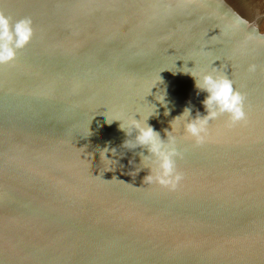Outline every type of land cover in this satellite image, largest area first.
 <instances>
[{"label": "water", "instance_id": "1", "mask_svg": "<svg viewBox=\"0 0 264 264\" xmlns=\"http://www.w3.org/2000/svg\"><path fill=\"white\" fill-rule=\"evenodd\" d=\"M0 11L34 28L0 65V264H264V0H0ZM186 71L229 75L248 120L210 122L202 145L174 122L173 191L143 181L146 150L124 148L108 120L149 116L164 138L185 107L205 114Z\"/></svg>", "mask_w": 264, "mask_h": 264}, {"label": "clouds", "instance_id": "2", "mask_svg": "<svg viewBox=\"0 0 264 264\" xmlns=\"http://www.w3.org/2000/svg\"><path fill=\"white\" fill-rule=\"evenodd\" d=\"M34 36L33 21L31 17H22L15 22L11 17L0 11V65L11 64L17 58V52L30 43ZM257 65H248V71L254 73ZM197 94L206 93L201 101L205 114L196 112L192 116V108L185 107L183 112L170 121V129L164 130V138L147 120L137 119L136 114L119 121V128L124 132L126 139L123 147L129 150L140 148L146 150L138 153L140 162H144V169L148 174L143 181L148 184H158L169 190H176L184 180V174L178 170L177 161L183 159L184 153L178 147L177 137L172 134L173 124L182 118L183 135L191 139L194 144H204L210 133V122L225 116L226 126L247 123L248 114L245 109L246 96L238 90L233 80L226 73L217 71H202L199 74L191 71ZM138 114V113H137ZM167 115V112L165 113ZM140 117V116H139ZM107 151V150H106Z\"/></svg>", "mask_w": 264, "mask_h": 264}]
</instances>
